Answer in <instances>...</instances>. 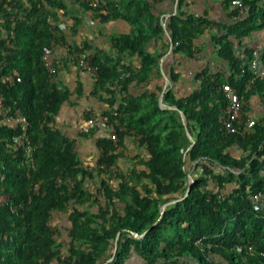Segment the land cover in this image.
<instances>
[{
  "label": "trees",
  "instance_id": "trees-1",
  "mask_svg": "<svg viewBox=\"0 0 264 264\" xmlns=\"http://www.w3.org/2000/svg\"><path fill=\"white\" fill-rule=\"evenodd\" d=\"M12 1L13 14L0 10V95L9 114L27 124L14 126L0 115V264H128L134 257L144 264H264V212L255 200L264 197V121L248 137L228 134L222 91L231 84L248 103L264 99V78L252 70L254 50L247 47L264 32V0H243V16L236 0H224L229 25L185 11L187 0L168 19L158 15L156 0ZM73 9L92 24L119 23L130 32H113L109 49L91 40L72 44L86 23L76 17L69 36L65 19ZM213 28L230 75L199 72L194 92L166 94L165 105L177 111L163 109L164 87H152L163 77L162 60L172 46L173 58L197 59L196 44ZM55 46L98 71L93 95H108L99 97L112 110L104 116L120 124L117 143L110 135L98 141L97 169L83 163L77 140L56 126L64 106L87 93L81 81L75 89L65 85L59 64L55 73L47 68ZM169 79L178 84L180 75L172 70ZM133 136L148 157L134 159L126 172L120 149ZM189 164L201 174L194 173L187 196ZM180 200L162 215L165 204ZM61 215L70 224L67 248L52 224Z\"/></svg>",
  "mask_w": 264,
  "mask_h": 264
},
{
  "label": "crops",
  "instance_id": "crops-1",
  "mask_svg": "<svg viewBox=\"0 0 264 264\" xmlns=\"http://www.w3.org/2000/svg\"><path fill=\"white\" fill-rule=\"evenodd\" d=\"M156 1H157L156 10L158 15H160L162 19L164 18L168 19L171 15L175 14L176 10L178 9V0L177 1L156 0ZM223 1L224 0H187V5L185 6L184 9L185 11H189L195 15H204L205 13H207L210 15L211 20L218 21L219 23L224 25H229L231 24L232 21L229 18L230 13H228L224 8ZM93 25L94 27L97 26L100 29V33H99L100 36L102 37L106 36L110 40H111V34L113 32L116 33L130 32L129 27L119 23L109 25L106 27H101L99 26V24H93ZM217 32H218L217 28H213L209 30L207 34L203 38H201V40L196 44V51H198L200 54L197 56V59L195 60H188L182 56L173 58L170 49L168 55H166L162 60L163 77L158 78L152 84V87L155 88V86L158 85V86H163L165 88L167 85L166 77L169 79V75L172 70H174L175 73L180 75V80L178 84H172V82L169 79V85H168L169 89L174 88L175 86L191 89L190 91L188 90L189 93L187 94H191L198 88L199 85L197 81V74L203 70L208 69L213 74H220L223 76L230 75L229 66L226 63H224L222 60H220V58L218 57L217 48L215 44L212 42V36L216 35ZM263 45H264V32L252 35L247 42V47L252 50L262 48ZM237 49H238V54H241L242 53L241 48L237 47ZM171 57L172 60L170 59ZM184 65L186 67L183 70L182 67ZM177 67H180L179 71H177ZM182 71L183 72L186 71L185 75L184 73H181ZM258 76L264 78V67L260 69ZM84 84L86 86V83ZM94 85H95V81H94ZM134 93L137 96H140L139 94H141V91L136 90L134 91ZM75 99L76 98H73L68 104L64 106L62 113L57 119L56 126L60 130H62L64 134L71 136L77 140L76 151L80 156V158L82 159L83 163L86 164L85 163L86 160L84 158L85 153L83 154L82 151L80 152V149L86 146L91 147V145L93 146V144H95L97 147L98 141L103 137L109 136L110 133L108 129H106L105 127H101L100 129L92 128L90 131L86 132L88 136L86 138H82L81 134L85 135L86 133H79L78 129L80 127H86L88 125V121H90L92 118H97V117H92V115L90 116L89 113L80 112V109L76 108L79 107L80 105L78 102H76ZM73 108L76 110L73 111L72 110ZM248 111L254 114V117H250L249 119H255V118L264 119V99L262 98L253 99V101L248 105L247 112ZM79 137H81L83 140H80ZM78 145L82 147L80 148V146ZM129 146H132L133 149L132 150L134 153L133 160L136 159L135 161H137V159L139 160V158L146 159L148 157L146 148L140 145V138H136L135 136H133L132 138L127 139L125 143V147L120 149V153L124 151L125 148L127 150Z\"/></svg>",
  "mask_w": 264,
  "mask_h": 264
},
{
  "label": "rangeland",
  "instance_id": "rangeland-1",
  "mask_svg": "<svg viewBox=\"0 0 264 264\" xmlns=\"http://www.w3.org/2000/svg\"><path fill=\"white\" fill-rule=\"evenodd\" d=\"M80 17V19H83L86 21L84 25L81 27V34L72 41V44L77 43L79 45H82L86 40H92V43L95 47H99V49H109L111 47V40L104 36H100V29L89 21L88 18H85L81 13L77 11V9H73L72 12L68 15V18L65 19V26L67 29V32L69 36L72 35L71 27L75 24V18ZM84 17V18H83ZM172 60V57L170 58ZM84 58H79L78 60L72 58V56L69 55L67 50L61 49L59 46L56 47V51L54 54V60L53 62L59 64L60 74L61 78L64 81L65 85L75 89L78 87V82H84L86 83V95L82 98H76V102L79 103L80 112L82 113H89L92 117H105V112L112 111L109 107L106 100L99 99L100 96L108 98V95L105 92H99L97 94V97L93 95L94 93V78L97 75L96 72H94L89 67V63L83 61ZM170 60V61H171ZM87 63V64H85ZM187 63V62H185ZM77 64L82 65V69L80 70L77 67ZM186 66L184 65L182 69L184 70ZM180 70V67H177V71ZM186 71H182L181 73H184L185 75ZM188 75V74H187ZM186 77V76H184ZM181 84V83H180ZM179 84V85H180ZM175 91L178 98L183 97L189 93L191 89H187L185 87H177L171 88ZM189 90V91H188ZM78 109V110H79ZM73 111L76 109H72ZM78 112V111H77ZM88 115V114H86ZM88 120V119H87ZM86 120V121H87ZM101 127H105L102 124H99L96 126V129H100ZM87 134V133H86ZM80 140H83L81 137H79ZM83 142V141H82ZM90 145V144H89ZM80 146V145H78ZM82 146H80L81 148ZM190 148V144L186 145V150ZM84 150V151H83ZM132 146H129L126 150L121 152V156L125 157L121 160V168L125 170L126 172L129 171V167L131 165V162H133V151ZM84 154V158L86 160V165L91 164V167L94 169H97L98 166V160L100 157V152L98 151L95 144L91 147L86 146L82 147L80 149V152ZM86 155V156H85ZM130 162V163H129ZM188 172L190 175H194V173H197V175L201 174V170L194 167L192 164H189ZM194 178V177H193ZM92 185H94L92 183ZM53 226L58 236L59 244L67 248L69 246V239H68V232L70 230V224L67 221V218L65 216H56L53 220ZM63 254H65V250H63ZM128 264H144L140 259L134 257L132 258Z\"/></svg>",
  "mask_w": 264,
  "mask_h": 264
},
{
  "label": "built area",
  "instance_id": "built-area-1",
  "mask_svg": "<svg viewBox=\"0 0 264 264\" xmlns=\"http://www.w3.org/2000/svg\"><path fill=\"white\" fill-rule=\"evenodd\" d=\"M12 0H0V10L2 9L4 12L8 14L14 13V6H12ZM234 6L239 10L240 16L245 15L246 8L243 0H236L234 2ZM0 21H2V18L0 16ZM56 51V46L54 47L53 51L50 52L49 56L46 58V66L51 72H56V65L57 63L53 62L54 60V54ZM72 56L73 60L78 58L77 54H70ZM264 55V45L262 48H258L254 50V57L251 61V68L255 72V74L258 76L260 69L262 68V59ZM89 63V62H87ZM85 63V64H87ZM90 69L91 66L89 64ZM94 72H98L96 69H92ZM222 91L229 103V108L226 111V118L224 120V127L228 134H241L243 137H248L252 135L257 127V125L264 121V119H248L245 120V113L248 108V101L245 100V98L242 97L239 90L234 88L231 84L225 85L222 88ZM0 115L5 119L6 123H10L14 126L17 125H23L25 126L27 124V121L23 119L20 115L11 116L9 112L5 108V99L2 95H0ZM99 124H102L103 126H106L108 128V131L110 133L111 139L117 143L119 141L118 134H117V126H119V122L116 125H109V118L107 117H97L92 118L90 121H88V125L86 127H80L78 129L79 133H86L90 131L92 128H95ZM26 151L28 155V161H33V153L35 151V148L31 145L28 139H26ZM91 166V164H88ZM68 183L71 187V189L75 188L76 182L72 180H68ZM255 200L257 202H260L263 207L264 212V197L263 196H257L255 197Z\"/></svg>",
  "mask_w": 264,
  "mask_h": 264
},
{
  "label": "water",
  "instance_id": "water-1",
  "mask_svg": "<svg viewBox=\"0 0 264 264\" xmlns=\"http://www.w3.org/2000/svg\"><path fill=\"white\" fill-rule=\"evenodd\" d=\"M179 1H180V0H178V4H179ZM172 50H173V46L171 47V53H172ZM165 77H166V76H165ZM166 80H167V85H166V87H165L164 90H163V93H162V96H161V101H160V103H161V107H162L163 109H166V110L177 111V108H176V107H168V106H166L165 103H164V98H165L166 94L170 91L169 86H168V85H169V79H168L167 77H166ZM181 116H182V121H183V123H184V125H185V127H186V129H187V132H188V123H187V119H186V117H185L183 114H181ZM187 135H188L189 140H190L191 143H192V146H194V145H195V140H194V138L189 134V132H188ZM189 181H190V185H191V186H190V189H189V191H188V193H187V196L191 194L192 188H193V186L195 185V179L193 178L192 175H190V177H189ZM181 201H183V200H180V201H173V202H169V203L165 204V205L163 206V208H162V215H164L165 211H166L170 206H172V205H174V204H176V203H178V202H181ZM118 240H119V239H118ZM117 252H118V241H117V243H116L115 255H114V257L109 261V263H112V262L115 260L116 255H117Z\"/></svg>",
  "mask_w": 264,
  "mask_h": 264
}]
</instances>
